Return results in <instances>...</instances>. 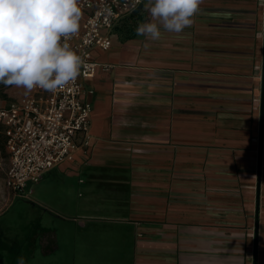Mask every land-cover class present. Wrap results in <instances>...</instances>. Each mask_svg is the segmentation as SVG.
Instances as JSON below:
<instances>
[{
    "label": "crops",
    "instance_id": "0c3cea01",
    "mask_svg": "<svg viewBox=\"0 0 264 264\" xmlns=\"http://www.w3.org/2000/svg\"><path fill=\"white\" fill-rule=\"evenodd\" d=\"M142 6L95 50L112 68L83 81L91 145L46 173L78 180L53 199L56 239L39 233L35 249L53 264H264V0H203L159 41L136 35Z\"/></svg>",
    "mask_w": 264,
    "mask_h": 264
},
{
    "label": "built area",
    "instance_id": "2783aa9c",
    "mask_svg": "<svg viewBox=\"0 0 264 264\" xmlns=\"http://www.w3.org/2000/svg\"><path fill=\"white\" fill-rule=\"evenodd\" d=\"M144 0H81L80 28L68 42L82 57L80 75L73 84L47 92L34 89L7 103L0 99V129L5 138L9 167L5 185L16 197L31 194L46 173L66 163L91 145L92 103L84 98L83 81L112 66L99 65L95 50L112 48L110 32L116 23L143 5ZM93 90L87 92L88 96Z\"/></svg>",
    "mask_w": 264,
    "mask_h": 264
},
{
    "label": "clouds",
    "instance_id": "9594fccd",
    "mask_svg": "<svg viewBox=\"0 0 264 264\" xmlns=\"http://www.w3.org/2000/svg\"><path fill=\"white\" fill-rule=\"evenodd\" d=\"M151 22L137 36L159 41L194 23L203 0H148ZM81 0H0V84L55 92L75 83L83 60L69 44L78 33ZM147 46V45H146ZM17 264H25L23 257Z\"/></svg>",
    "mask_w": 264,
    "mask_h": 264
},
{
    "label": "rangeland",
    "instance_id": "374dc122",
    "mask_svg": "<svg viewBox=\"0 0 264 264\" xmlns=\"http://www.w3.org/2000/svg\"><path fill=\"white\" fill-rule=\"evenodd\" d=\"M22 96H25L23 88L0 84V99L3 102L7 103ZM0 136V264H17L20 257H23L25 264H53V259L49 255H45L39 248L35 249L40 227L52 231V236L56 239L59 218L52 207L55 206L53 199L66 196V183L70 185L71 182L76 183L78 179H67L54 173L48 176L46 174L41 182L29 184L27 190L31 189V194L25 198L14 196L5 185L9 155L5 147V138ZM50 182L54 183V188L43 194L46 204L40 206L37 203V188L40 184ZM79 193L72 192V198L78 199Z\"/></svg>",
    "mask_w": 264,
    "mask_h": 264
},
{
    "label": "water",
    "instance_id": "95a60500",
    "mask_svg": "<svg viewBox=\"0 0 264 264\" xmlns=\"http://www.w3.org/2000/svg\"><path fill=\"white\" fill-rule=\"evenodd\" d=\"M141 5L134 14H138L142 10ZM263 132H264V38H263V60H262V84H261V99H260V133H259V150H258V186H257V196L259 198L260 192V180L262 171V158H263Z\"/></svg>",
    "mask_w": 264,
    "mask_h": 264
},
{
    "label": "trees",
    "instance_id": "16d2710c",
    "mask_svg": "<svg viewBox=\"0 0 264 264\" xmlns=\"http://www.w3.org/2000/svg\"><path fill=\"white\" fill-rule=\"evenodd\" d=\"M1 131H2V130L0 129V135H2ZM2 137H4V136L2 135ZM0 140H1V136H0ZM35 231H36V230H35ZM49 232H50L49 229H46V228H43V227L41 228V227H40V232H39V233H41V234H42V233H46V234H48ZM34 233H35V232H34ZM34 233H33V234H34ZM29 236H30V235H29ZM30 238H31V239L33 238V237H32V234H31V237H30ZM31 241H32V240H31Z\"/></svg>",
    "mask_w": 264,
    "mask_h": 264
}]
</instances>
